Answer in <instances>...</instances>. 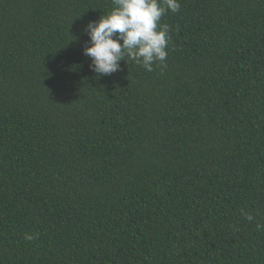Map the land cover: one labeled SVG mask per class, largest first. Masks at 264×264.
<instances>
[{
	"label": "trees",
	"instance_id": "obj_1",
	"mask_svg": "<svg viewBox=\"0 0 264 264\" xmlns=\"http://www.w3.org/2000/svg\"><path fill=\"white\" fill-rule=\"evenodd\" d=\"M179 3L98 76L112 0H0V264H264V0Z\"/></svg>",
	"mask_w": 264,
	"mask_h": 264
},
{
	"label": "clouds",
	"instance_id": "obj_2",
	"mask_svg": "<svg viewBox=\"0 0 264 264\" xmlns=\"http://www.w3.org/2000/svg\"><path fill=\"white\" fill-rule=\"evenodd\" d=\"M179 10V0H112L110 10L84 26L88 39L82 54L90 58V70L98 76L111 75L120 70L121 61H131L147 72L157 63L166 67L170 28L161 19ZM244 215L253 221L252 215Z\"/></svg>",
	"mask_w": 264,
	"mask_h": 264
}]
</instances>
